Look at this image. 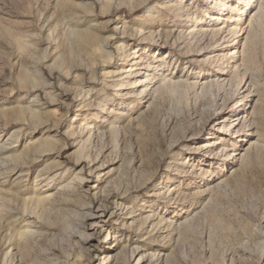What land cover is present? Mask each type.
<instances>
[{
	"label": "rangeland",
	"instance_id": "1",
	"mask_svg": "<svg viewBox=\"0 0 264 264\" xmlns=\"http://www.w3.org/2000/svg\"><path fill=\"white\" fill-rule=\"evenodd\" d=\"M0 264H264V0H0Z\"/></svg>",
	"mask_w": 264,
	"mask_h": 264
},
{
	"label": "bare ground",
	"instance_id": "2",
	"mask_svg": "<svg viewBox=\"0 0 264 264\" xmlns=\"http://www.w3.org/2000/svg\"><path fill=\"white\" fill-rule=\"evenodd\" d=\"M234 53V52H233ZM199 76H202V75H199ZM166 78H161V80H159V82L160 83H162V82H164V81H166L165 80ZM168 80V79H167ZM224 79H222V80H220V78L219 79H216V81L217 82H221V81H223ZM202 80H196V82H195V85H197V86H203L204 85V83L203 82H201ZM139 82H142V81H139ZM159 82H158V85H161V84H159ZM222 83V82H221ZM250 116V115H249ZM246 115L245 116H241V117H239V116H237V117H235V118H233L232 120H229L228 122V126H227V131L229 130V127H231L232 128V130H235L234 128H235V126L234 125H237V124H240V126L241 127H243L244 126V124H245V122H246ZM226 127V126H225ZM236 132V131H235ZM208 174V173H207Z\"/></svg>",
	"mask_w": 264,
	"mask_h": 264
}]
</instances>
